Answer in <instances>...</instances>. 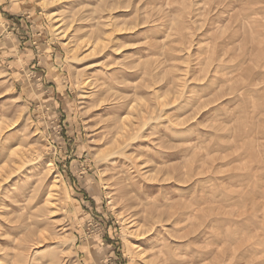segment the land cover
Here are the masks:
<instances>
[{
    "label": "rangeland",
    "instance_id": "obj_1",
    "mask_svg": "<svg viewBox=\"0 0 264 264\" xmlns=\"http://www.w3.org/2000/svg\"><path fill=\"white\" fill-rule=\"evenodd\" d=\"M154 262L264 264V0H0V264Z\"/></svg>",
    "mask_w": 264,
    "mask_h": 264
},
{
    "label": "bare ground",
    "instance_id": "obj_2",
    "mask_svg": "<svg viewBox=\"0 0 264 264\" xmlns=\"http://www.w3.org/2000/svg\"><path fill=\"white\" fill-rule=\"evenodd\" d=\"M91 43V42H90ZM88 43V45L90 44ZM94 44V42H92ZM91 43V44H92ZM84 44H87L84 43ZM90 47V45H89ZM88 74V73H87ZM91 82V80L88 81V83ZM112 124L110 125V127H108V138H106V143H109V145L104 149L105 152V156L106 159L109 160L111 157L113 156H122L123 155V142H124V137H126V125L123 123H118L116 120H112L110 121ZM126 132V133H125ZM105 137V136H104ZM15 151H12L11 154H15L13 153ZM118 157V158H119ZM115 158V157H113ZM54 187H57V181H54ZM47 203L50 204L52 199H51V195L49 194V196L47 197ZM2 201V200H1ZM153 261H151L152 263ZM150 263V262H149ZM155 264V262H154Z\"/></svg>",
    "mask_w": 264,
    "mask_h": 264
},
{
    "label": "trees",
    "instance_id": "obj_3",
    "mask_svg": "<svg viewBox=\"0 0 264 264\" xmlns=\"http://www.w3.org/2000/svg\"><path fill=\"white\" fill-rule=\"evenodd\" d=\"M89 200H91L92 202H93V200L92 199H90V198H88Z\"/></svg>",
    "mask_w": 264,
    "mask_h": 264
}]
</instances>
